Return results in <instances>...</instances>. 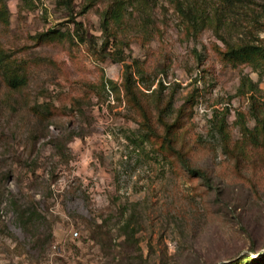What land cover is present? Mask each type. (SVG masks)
Listing matches in <instances>:
<instances>
[{
    "label": "rangeland",
    "instance_id": "1",
    "mask_svg": "<svg viewBox=\"0 0 264 264\" xmlns=\"http://www.w3.org/2000/svg\"><path fill=\"white\" fill-rule=\"evenodd\" d=\"M4 1L0 58L28 82L11 89L0 66V264L264 260V147L241 126L256 130L264 76L225 62L219 36L264 39L262 0L219 34L221 0H123L109 30L118 0ZM162 121L207 180L180 164Z\"/></svg>",
    "mask_w": 264,
    "mask_h": 264
},
{
    "label": "trees",
    "instance_id": "2",
    "mask_svg": "<svg viewBox=\"0 0 264 264\" xmlns=\"http://www.w3.org/2000/svg\"><path fill=\"white\" fill-rule=\"evenodd\" d=\"M221 8H215L214 10V26L216 28V32L219 34L220 30L226 26H234L236 27L238 18L240 16H243V13H245V10H251L254 9L252 6L251 8H247L244 0H241L240 4H237L239 0H221ZM248 3L256 5L255 1L253 0H247ZM64 2L67 5H70L72 0H64ZM193 2H197V0H193ZM229 5L230 12L233 14L229 15L233 18L230 19L234 22L229 21L228 16L225 17L226 22H224L223 17L225 14V10ZM260 8V14L264 16V0L259 3ZM249 7V6H248ZM126 12V5L123 0H118L113 2L111 6H109L103 13V19H102V25L105 30H109L111 24L119 25L122 23L124 14ZM205 12H208L205 10ZM254 14L258 13L256 11H252ZM246 14V13H245ZM207 16V13H206ZM206 16L200 17L201 21L203 22H209L208 24H211V20H207ZM199 21V20H198ZM9 23V8L7 3L4 0H0V24L8 25ZM220 24V25H219ZM79 25V23H77ZM264 25V24H263ZM80 31V30H78ZM57 34L56 31H48L47 33H43L39 35V43H41L43 40L46 42L52 41L55 38H57L55 35ZM80 34V33H78ZM249 34L252 36L247 37H239L236 41H232L228 38H226L225 35H220V38L223 40L225 44L224 50H221L222 58L225 62L232 64L234 66L240 65V64H246L250 65L256 70L260 75L264 76V39H260L259 37L255 36L253 31L250 29ZM0 66H4V69L9 70V74L6 70V81L8 86L13 90H22L27 86L28 78L24 75H21L17 71H14L12 67H10L7 63H3L2 59L0 58ZM124 90L127 94L133 95V83L131 80V76L126 71L125 74V82H124ZM253 101L255 100L254 97L251 98ZM264 105V103H263ZM262 108V107H261ZM253 118L256 120V130H252L248 128L244 122H241L242 126V132L243 136H245L244 140L250 146H262L264 147V108L254 111ZM163 122V121H162ZM164 126L166 127V144L168 147L177 155V158L180 162V164L192 175L203 178L207 180V175L204 171H202L200 168H197L193 165H191L190 161L184 156V154L180 151H178L172 144V141L170 140L169 134L170 130L172 129V125L174 124H168L166 122H163ZM220 129L222 132V139L225 147L231 151L232 153L236 152L241 153L239 146L235 149L232 148L230 145L231 136L225 129V124H220ZM168 136V137H167ZM228 151V152H229ZM230 153V152H229ZM32 218H30V221ZM28 223L25 222V224ZM51 239V236L43 237L42 239L37 236V239L35 240L36 244L43 243L49 241ZM264 256V254H263ZM262 256V257H263ZM261 257V258H262ZM262 260L253 258L251 255H247L244 258L238 259L230 264H242L245 262V264H264Z\"/></svg>",
    "mask_w": 264,
    "mask_h": 264
},
{
    "label": "built area",
    "instance_id": "3",
    "mask_svg": "<svg viewBox=\"0 0 264 264\" xmlns=\"http://www.w3.org/2000/svg\"><path fill=\"white\" fill-rule=\"evenodd\" d=\"M72 234H73V237H78V232L75 231V232H72ZM53 247L56 248V245H54Z\"/></svg>",
    "mask_w": 264,
    "mask_h": 264
}]
</instances>
